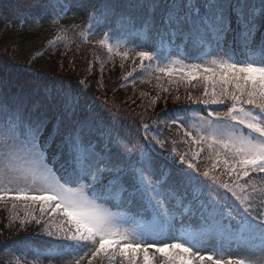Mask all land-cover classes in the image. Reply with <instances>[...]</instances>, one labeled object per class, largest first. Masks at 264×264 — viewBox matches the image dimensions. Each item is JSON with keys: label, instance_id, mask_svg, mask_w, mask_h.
Wrapping results in <instances>:
<instances>
[{"label": "snow or ice", "instance_id": "1", "mask_svg": "<svg viewBox=\"0 0 264 264\" xmlns=\"http://www.w3.org/2000/svg\"><path fill=\"white\" fill-rule=\"evenodd\" d=\"M127 8L184 52L164 62L159 48L120 52L108 35L99 45L121 60L134 52L133 72L151 69L149 76L170 85L202 84V98H187L226 110L208 112L199 124L170 120L175 140L187 146L170 182L155 165L168 138L152 135L149 123L133 140L79 93L58 92L47 107L29 105L22 94L0 95V202H13L14 219L18 205L38 207L37 223L51 217L44 231L64 243L46 255L74 257L68 264H264V34L255 39L264 0H128ZM92 11L106 15L109 0ZM190 56L199 62L186 63ZM61 158L67 167L57 169ZM121 206L129 211L112 210ZM29 217L36 219L26 212L24 221ZM242 249L259 258L234 254Z\"/></svg>", "mask_w": 264, "mask_h": 264}, {"label": "trees", "instance_id": "2", "mask_svg": "<svg viewBox=\"0 0 264 264\" xmlns=\"http://www.w3.org/2000/svg\"><path fill=\"white\" fill-rule=\"evenodd\" d=\"M52 1L56 0H39L38 6L32 7L33 0H0V52L8 54L17 49L19 53L16 58L25 69L23 74L27 77L25 81L16 82L13 74L18 78L20 71L14 70L11 78L5 81L9 65L4 62L2 72L0 71V80L4 81V85L0 87V95L11 97L13 94H22L29 105L38 103L47 107L53 103L49 97L58 92L70 90L79 93L88 99L94 111L106 121L120 127L133 140L139 139L143 133L142 124L147 122L152 126V135L168 138V145L162 150L157 148L155 152V165L160 174H167L170 182H174L178 164L172 163L175 157L169 150L183 152L187 146L175 140L179 134L176 127L169 123L170 120L186 118L197 123L208 108L226 109L219 105L205 106L190 101L187 98L189 94L202 98L203 86L198 82H193L194 87L184 83L170 85L166 77L158 81L156 73L149 76L151 69L141 71L137 68L133 72V68L139 63L134 52L130 54V59L121 60L119 55H109L99 45V40L108 35L113 38L112 43L122 37L124 43H121L123 45L120 52L134 48L154 50L162 44L163 39L177 46L178 51L184 52L182 43L177 41L173 44L167 37L148 32L139 13L129 15L128 0H109L111 11L104 16L92 11L93 5L100 4L103 0H83V4L81 0H74L67 14L68 19L57 26L52 22L51 13H55L56 9L53 8ZM62 7L58 6L60 9ZM39 11L44 12L37 13ZM26 14L34 15L26 17ZM22 16L26 17L25 24L19 29V19ZM92 16L96 18L90 19ZM35 17L40 18L37 24ZM96 24L97 31L85 40L87 31ZM124 25L132 28L126 30V33H120ZM262 29L256 33V41H260ZM58 36L62 38L57 39ZM133 60H136V64H133ZM28 70L33 72L30 74ZM129 72H133V75L125 79ZM38 74L53 75V78L41 76L36 79ZM10 83L12 86H9ZM163 88H168V91H163ZM3 119L4 116L0 113V120ZM52 151L55 152V148ZM165 151L169 154V160L158 154ZM206 155L204 153L201 156V172L208 165ZM60 164L67 167L66 158H61L56 165L57 169H60ZM58 174L62 175L63 170ZM12 203L0 202V264H17L18 260L19 264H33V261H38V264H68L74 259L72 256H47V250L54 247V244L64 243L56 237L48 236L44 231L52 218L44 216V221L37 223L36 220L41 217L38 207L24 209L22 205H18L15 211L19 213L20 219H14ZM120 209L129 210L124 206ZM136 210L135 207L131 209L133 212ZM26 212H30L36 219L29 217L24 221ZM54 223H60V219L57 218ZM193 226L196 227L195 224ZM111 264H120L119 258Z\"/></svg>", "mask_w": 264, "mask_h": 264}, {"label": "rangeland", "instance_id": "3", "mask_svg": "<svg viewBox=\"0 0 264 264\" xmlns=\"http://www.w3.org/2000/svg\"><path fill=\"white\" fill-rule=\"evenodd\" d=\"M2 49H4V48H2ZM46 49H48V48H46ZM48 52H49V49H48ZM18 53H19V51L17 49L12 50V53H8V54H6L4 52H0V71L2 72V64L4 62L9 65V67L7 68V72L5 73V79H4L5 81H7L8 79L11 78V75L13 73L12 71H14V70L20 71L18 78L15 76V74H13V79L16 82L19 83V82L25 81L27 79V77H25L23 74L25 69H23L22 64L16 58ZM27 72L31 74L33 72V70H28ZM41 76L48 77L49 79L53 78V75H41ZM41 76L38 74L36 76V79H39ZM9 86H12V83H10ZM173 153L175 154V160H176L175 162L177 164H180L181 163L180 156L182 153L178 154V156H177V151H174ZM184 166L186 167V165H184ZM112 210H113V208H112ZM212 254L219 255L214 250H212ZM234 254H239L242 257L249 258V259H258L259 258V253H256L255 255H253V253H251L249 250H246V249H242L238 253H235V250H234ZM224 258H227V257H224Z\"/></svg>", "mask_w": 264, "mask_h": 264}]
</instances>
